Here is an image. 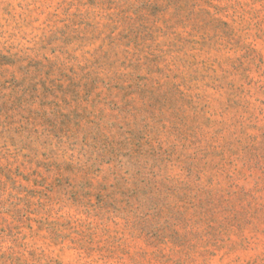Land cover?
Returning a JSON list of instances; mask_svg holds the SVG:
<instances>
[{
  "label": "rangeland",
  "instance_id": "obj_1",
  "mask_svg": "<svg viewBox=\"0 0 264 264\" xmlns=\"http://www.w3.org/2000/svg\"><path fill=\"white\" fill-rule=\"evenodd\" d=\"M0 264H264V0H0Z\"/></svg>",
  "mask_w": 264,
  "mask_h": 264
}]
</instances>
